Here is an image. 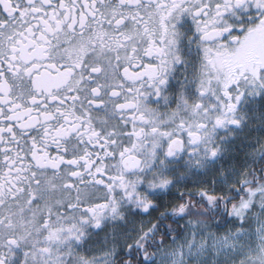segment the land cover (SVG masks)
<instances>
[{"label":"snow or ice","instance_id":"snow-or-ice-1","mask_svg":"<svg viewBox=\"0 0 264 264\" xmlns=\"http://www.w3.org/2000/svg\"><path fill=\"white\" fill-rule=\"evenodd\" d=\"M0 264H264V0H0Z\"/></svg>","mask_w":264,"mask_h":264}]
</instances>
